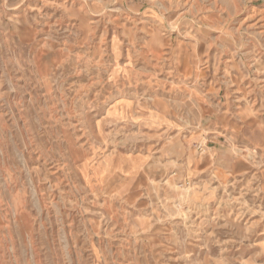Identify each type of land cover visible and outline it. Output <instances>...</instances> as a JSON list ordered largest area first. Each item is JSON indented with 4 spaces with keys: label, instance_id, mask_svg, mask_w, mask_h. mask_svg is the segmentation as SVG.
Masks as SVG:
<instances>
[{
    "label": "rangeland",
    "instance_id": "rangeland-1",
    "mask_svg": "<svg viewBox=\"0 0 264 264\" xmlns=\"http://www.w3.org/2000/svg\"><path fill=\"white\" fill-rule=\"evenodd\" d=\"M0 225V264H264V0H0Z\"/></svg>",
    "mask_w": 264,
    "mask_h": 264
},
{
    "label": "crops",
    "instance_id": "crops-1",
    "mask_svg": "<svg viewBox=\"0 0 264 264\" xmlns=\"http://www.w3.org/2000/svg\"><path fill=\"white\" fill-rule=\"evenodd\" d=\"M3 225V224H2ZM2 225H0V226H2Z\"/></svg>",
    "mask_w": 264,
    "mask_h": 264
}]
</instances>
